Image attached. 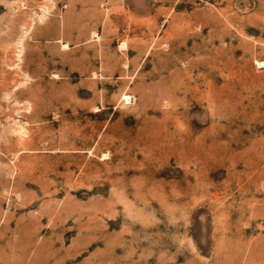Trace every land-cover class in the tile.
Masks as SVG:
<instances>
[{"label": "rangeland", "instance_id": "374dc122", "mask_svg": "<svg viewBox=\"0 0 264 264\" xmlns=\"http://www.w3.org/2000/svg\"><path fill=\"white\" fill-rule=\"evenodd\" d=\"M0 264H264V0H0Z\"/></svg>", "mask_w": 264, "mask_h": 264}, {"label": "bare ground", "instance_id": "6f19581e", "mask_svg": "<svg viewBox=\"0 0 264 264\" xmlns=\"http://www.w3.org/2000/svg\"><path fill=\"white\" fill-rule=\"evenodd\" d=\"M123 99L128 101L129 98L128 97H123Z\"/></svg>", "mask_w": 264, "mask_h": 264}]
</instances>
